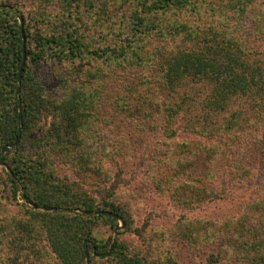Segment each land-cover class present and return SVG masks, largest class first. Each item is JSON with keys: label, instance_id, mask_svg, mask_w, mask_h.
<instances>
[{"label": "rangeland", "instance_id": "rangeland-1", "mask_svg": "<svg viewBox=\"0 0 264 264\" xmlns=\"http://www.w3.org/2000/svg\"><path fill=\"white\" fill-rule=\"evenodd\" d=\"M196 1L217 9L235 0ZM0 2H6L0 8L18 12L20 22L23 15L32 36L46 42L38 68L45 95L55 104L74 96L83 107L82 124L68 143L76 149L51 154L58 177L92 196L113 198L130 218L127 229L102 222L93 228L97 242L108 243L98 262L116 264L108 254L117 237L128 253L147 264H246L247 243L224 225L235 222L251 202L264 199V153L256 135L262 131L247 124L257 108L264 112V102L254 104L252 96L240 95L223 110H213L207 80L187 76L168 89L158 77L161 62L153 68L151 61L115 57L113 50L127 40L140 48L127 25L139 0ZM193 19L196 25L206 21L205 15ZM66 31L78 36V56L68 53ZM143 41L144 50L161 58L170 38L150 32ZM250 45L264 70V39ZM241 119L243 128L237 125ZM52 121L59 123V116L41 117L31 138L45 135ZM97 144L100 148L92 151ZM87 156L92 159L82 167ZM7 173L8 164L0 162V264H61L26 208L31 204L21 189L12 197ZM21 224L30 230L24 232ZM89 260L90 255L86 264Z\"/></svg>", "mask_w": 264, "mask_h": 264}, {"label": "trees", "instance_id": "trees-1", "mask_svg": "<svg viewBox=\"0 0 264 264\" xmlns=\"http://www.w3.org/2000/svg\"><path fill=\"white\" fill-rule=\"evenodd\" d=\"M263 5L264 0H235L212 9V5L204 7L196 0H139L127 25L134 45L141 50L133 48L127 40L112 53L123 60L128 55L135 62L151 61L153 68L159 62L163 63L164 66L159 63L162 70L158 77L161 74L162 85L168 89L176 88L177 83L187 76L207 80L211 87L209 103L213 110H223L232 98L240 95L252 96L255 101L252 102L259 105L264 102V70L258 56L253 54L256 51L254 46L250 44L264 39V26L261 24L264 22ZM209 11L211 13H207ZM18 15L9 8H0V162L7 163L10 168L8 188L14 199L21 189V197L31 204V208H26L45 233L50 251L61 264H86L88 255L89 264H105L98 260L104 258L100 253L106 251L108 243L97 242L92 230L99 222L117 229L118 218L103 213L64 210H108L123 219L124 229L130 227V218L113 198L92 196L87 191L78 190L74 182L58 177L50 160L51 154L66 147L67 150L76 149L70 148L68 143L72 141L69 138L77 135L84 111L74 96L55 104L45 95L38 68L45 57L46 42L42 36H32L26 18L22 15L20 22ZM204 15L206 21H198L202 26L194 24L193 17L201 20ZM71 32L66 31L65 41L71 43L68 53L75 57L80 48L75 44L78 36ZM150 32L158 39L163 36L170 38L171 44L166 45L167 52L161 58L152 50H144L143 40ZM140 51L145 53L140 54ZM23 52L26 58L21 66ZM155 71L152 70V74L157 75ZM258 110L247 124L261 129V134L256 135H259L264 153V112ZM50 114L52 117L58 115L60 122L55 124L52 121L41 138H31L39 119ZM237 125H241L240 128L245 126L242 119ZM73 145L78 147L79 142ZM5 146L9 148L3 151ZM99 148L97 144L92 151ZM90 159L91 156H87V160L84 157L80 161L81 165L84 164L82 167ZM231 222L225 223V231L237 232L240 240L247 243L245 263L264 264V199L251 202L247 210ZM21 225L24 232L30 230L27 224ZM108 255L115 259L116 264H147L139 255L128 253L117 237Z\"/></svg>", "mask_w": 264, "mask_h": 264}, {"label": "water", "instance_id": "water-1", "mask_svg": "<svg viewBox=\"0 0 264 264\" xmlns=\"http://www.w3.org/2000/svg\"><path fill=\"white\" fill-rule=\"evenodd\" d=\"M24 62V59H23V61H22V63ZM20 119H21V115H20V113H19V115H18V120H19V122H20ZM19 131L21 130V126L19 125ZM17 142V141H16ZM16 144V143H15ZM10 146H12V145H10ZM9 148V146H5L2 150L3 151H6L7 149ZM100 213H103V214H106V215H113V216H115V217H117L120 221H121V225L120 226H118V228L119 227H122L123 226V220H122V218L119 216V215H117V214H115V213H112V212H110V211H100ZM117 228V229H118ZM116 229V230H117ZM87 261H88V259H87Z\"/></svg>", "mask_w": 264, "mask_h": 264}]
</instances>
